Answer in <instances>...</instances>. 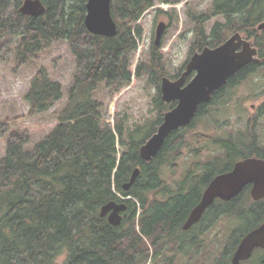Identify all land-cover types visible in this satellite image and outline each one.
I'll use <instances>...</instances> for the list:
<instances>
[{
  "label": "trees",
  "instance_id": "obj_1",
  "mask_svg": "<svg viewBox=\"0 0 264 264\" xmlns=\"http://www.w3.org/2000/svg\"><path fill=\"white\" fill-rule=\"evenodd\" d=\"M23 1L0 0V40L18 38L16 62L23 65L52 43L66 41L76 65L67 104L57 115L58 124L44 139L27 148L28 133L8 135L9 123L0 122V138L8 135L5 154L0 158V264H147L152 254L168 244L175 253L186 244H194L187 235L177 239L174 235L181 234V225L200 200L204 187L216 175L230 171L237 161L251 157L264 160V148L257 147L252 139L245 153L232 135L197 132L192 135L197 160L172 185L165 181L164 169L173 166L187 148L186 130H195L200 118L218 124L219 118L209 108L226 105L220 100L228 90L241 86L264 68V29L257 30L264 21V0H213L207 12L188 13L193 52L214 48L239 33L253 40L263 60L230 78L209 103L198 107L187 127L169 135L148 163L140 158L139 148L156 132L163 112L172 107L166 109L167 103L158 96L156 126L129 130L122 121L113 127L104 123L102 105L93 94L103 83L119 91L129 86L133 77L143 76L159 89L166 74L159 47L151 48L148 61L139 62L134 73L129 68L142 37L137 22L154 0H112L110 9L117 34L111 38L86 31V0H41L45 12L38 17L19 12ZM219 16L225 23L216 22L207 35L205 24ZM10 46V41L0 45L2 61L11 56ZM61 98V85L50 80L44 68L33 76L24 96L30 116L47 112ZM206 149L215 152L202 157ZM136 167L140 174L124 192L122 185ZM249 198V188L245 187L229 202L216 201L201 220L200 233L218 218L236 220L241 225L228 237L213 264H230L243 235L264 220V198L256 202ZM110 201L127 206L118 227L99 217L101 206ZM165 257L157 259L164 261ZM241 264H264V250L256 249Z\"/></svg>",
  "mask_w": 264,
  "mask_h": 264
},
{
  "label": "rangeland",
  "instance_id": "obj_2",
  "mask_svg": "<svg viewBox=\"0 0 264 264\" xmlns=\"http://www.w3.org/2000/svg\"><path fill=\"white\" fill-rule=\"evenodd\" d=\"M212 1L180 0L176 3H163L160 0H154L153 6L146 10L137 22L142 29V37L138 40L137 51L131 59L130 70L134 73L139 62L148 61L151 48H153L156 26L160 21H163L167 24V29L162 38L159 53L162 56V64L166 73L164 77L171 81L175 80L174 78L184 70L185 64L192 55L200 52L192 50L194 34L188 13L207 12ZM216 22L223 24L225 19L220 16L210 19L205 24L207 35ZM242 37L244 38L243 35ZM7 41H10L9 49L12 54L7 61H2L0 58V122L9 123L10 132L8 135L12 132L28 133L30 143L26 147L31 148L36 142L44 139L58 124L57 115L66 106L68 92L72 86L75 59L69 51L67 42L57 41L52 43L49 49L20 65L14 59L18 38L2 39L0 45ZM248 41L252 46L254 45L252 39ZM259 58L260 62L264 59L258 56ZM40 68L47 71L50 80L61 85L62 98L47 112L30 116L24 96L28 91L31 79ZM193 76L194 73L189 74L185 78V84ZM160 83L159 89H157L146 76H143L141 78L133 77L130 85L119 91L113 90L104 83L99 85L93 98L102 105V121L111 127L118 121H122L129 130L148 124H152V127L156 126L160 111L157 107V97L159 96L161 100ZM228 92L225 97L223 96V100H220L226 105L223 103L213 104L209 108V111L219 118L218 124L212 123L210 118L206 120L200 118L194 124L195 130H186L187 148L182 150L173 166H167L164 169L163 176L167 183L172 185L173 182L180 179L185 168L192 161L197 160L192 143V135L197 132L217 131L223 137L232 135L240 142L238 146L240 149L244 148L245 153H247V147L253 142L252 139L257 147L264 148V68L261 67L241 86L230 89ZM164 105L167 106L166 109H169L173 108L175 103ZM166 112H163V115ZM6 137L0 138V158L5 154ZM119 150L121 151V149ZM211 152H215V150H203L201 156H206ZM157 199L161 200L159 196ZM240 227L241 225L236 220L221 218L205 230L203 235L200 234V228L189 233L186 238L194 237V244H190V246L186 244L181 252L177 251L176 253L170 250L171 246L168 244L161 248L157 254H152V258L147 264H213L215 258L223 251L228 237ZM161 255L166 256L164 261L157 259H160ZM59 260L62 261V258Z\"/></svg>",
  "mask_w": 264,
  "mask_h": 264
},
{
  "label": "water",
  "instance_id": "obj_3",
  "mask_svg": "<svg viewBox=\"0 0 264 264\" xmlns=\"http://www.w3.org/2000/svg\"><path fill=\"white\" fill-rule=\"evenodd\" d=\"M110 5L111 0H87L83 23L88 33L107 38L117 34ZM19 12L27 17H38L44 14L45 7L41 0H24ZM165 28L164 22L157 24L154 46H159ZM263 29L264 21L257 26V30ZM259 62L257 49L250 41L235 33L214 48L204 47L200 52L194 53L178 79L171 81L163 77L160 83L161 100L167 104L175 103V106L164 114L156 132L139 148L140 158L144 162H150L171 133L191 123L200 105L209 103L213 94L223 88L242 68ZM191 73H194L193 78L185 84V78ZM139 174L140 170L136 167L129 180L122 185L124 192L130 190ZM247 186L251 187L249 194L253 201L264 198L263 159L251 157L237 161L230 171L213 177L202 192L200 201L190 211L182 230L187 231L197 223L215 200L229 202ZM126 210L125 203L110 201L101 206L99 217L106 218L110 226L118 227ZM256 249L264 250V220L243 235L232 254L230 264L247 261Z\"/></svg>",
  "mask_w": 264,
  "mask_h": 264
},
{
  "label": "flooded vegetation",
  "instance_id": "obj_4",
  "mask_svg": "<svg viewBox=\"0 0 264 264\" xmlns=\"http://www.w3.org/2000/svg\"><path fill=\"white\" fill-rule=\"evenodd\" d=\"M112 1V0H111ZM86 2H87V0H86ZM86 9V8H85ZM84 22V21H83ZM160 22H163V21H160ZM166 24V23H165ZM83 25H84V23H83ZM166 29H167V24H166V28H165V30H164V32H163V35H162V37H161V39H160V44H159V46L158 47H160V45H161V42H162V38H163V36H164V33H165V31H166ZM242 36V35H241ZM154 40H155V32H154ZM153 47L154 48H157L156 46H154V41H153ZM210 48V47H209ZM258 51V50H257ZM187 64V63H186ZM186 64H185V67H186ZM185 71V68H184V70L180 73V75L178 76V77H176L175 78V80L176 79H178L180 76H181V74L183 73ZM174 81V80H173ZM211 181V180H210ZM210 181H209V183H210ZM208 183V184H209ZM208 184L206 185V187L208 186ZM206 187H204V189L206 188ZM248 188H249V191H250V186H247ZM204 189H203V191H204ZM202 191V192H203ZM202 195V194H201ZM201 198V197H200ZM200 201V200H199ZM198 201V202H199ZM216 201H220V200H215L214 202H213V204L216 202ZM222 202V201H221ZM212 204V205H213ZM211 205V206H212ZM210 206V207H211ZM209 208V207H208ZM208 208L206 209V211L204 212V214L202 215V217H201V219L197 222V223H195L189 230H187V231H184V230H182V226H183V224L185 223V221L183 222V224L181 225V230H182V232H181V234L180 235H178L177 233L175 234V236H176V239L177 238H182L183 236H186V235H188L189 233H191L193 230H195V229H197V228H200V232H201V230H202V223H201V220H203L204 221V219L207 217V215H206V212H207V210H208ZM206 215V216H205ZM188 217V216H187ZM205 217V218H204ZM187 219V218H186ZM219 220V218L217 219V221ZM217 221H215V222H217ZM213 225V224H212ZM203 232H205V231H203ZM203 232L202 233H200L201 235H203ZM187 237V236H186ZM188 240H194V237L192 238V239H188Z\"/></svg>",
  "mask_w": 264,
  "mask_h": 264
}]
</instances>
